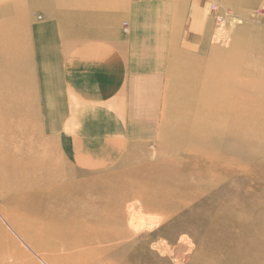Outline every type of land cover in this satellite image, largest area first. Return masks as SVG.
<instances>
[{
	"label": "rangeland",
	"instance_id": "1",
	"mask_svg": "<svg viewBox=\"0 0 264 264\" xmlns=\"http://www.w3.org/2000/svg\"><path fill=\"white\" fill-rule=\"evenodd\" d=\"M64 1L74 9L97 8L115 13L120 11L124 16L123 32L127 35L132 6L148 0ZM162 1L173 5L174 21L180 23L184 21L189 8L206 6L209 28L208 33L202 36L204 42L197 49H184L180 53L183 59L173 65L168 74H162L158 83H153L160 87L159 94L153 98L157 102L155 106L158 105V114L154 116L157 119L155 127L150 128L152 131H147L143 139L129 140L128 132L119 128L75 133L67 136V139L64 135L57 142L53 139L48 141L39 135L32 46L30 34L23 24L24 13L32 2L0 0V85H5L0 87V100L14 107L13 109H18L11 117V120L22 126L21 130L16 131L15 143L24 152H35L39 148L41 157L36 163L45 160L53 166L62 165L63 181H83L90 185L103 183L121 171L141 166L144 161L161 162L164 157H167L169 166L178 165L184 174L186 168H197L198 162L190 158H200V151L211 149L226 161L239 162L244 166L243 171L238 173V178L227 180V186L251 199L255 194L264 207V114L241 117V127L245 129L243 133L251 132L252 128L262 129L252 139L249 138V143L244 146L263 148L256 155L254 152L250 158L253 160L242 158L239 146L236 148L228 137H222L219 130L211 129L219 124L215 125V120L210 115L216 105L230 102L253 103L256 111L258 108L264 113V0ZM219 16L224 17V24L218 23ZM161 18L156 15L147 18L145 14L134 19L137 25L144 27L147 22L155 24ZM148 95L136 107L128 102L131 121L136 115L147 117L145 110L154 106L152 97ZM136 109L140 112L137 113ZM3 115L0 113V125ZM139 124L149 126V123ZM95 126L103 128L106 125L97 122ZM208 126L210 129L207 134ZM67 140L69 141L66 143ZM44 149L48 151L44 153ZM83 156H87L85 159L88 161ZM256 165L259 170L254 176L252 168ZM75 214L74 211L68 212L69 217H75ZM152 218L156 220L160 216L154 215ZM82 222L89 223L85 218H80L79 223L83 224ZM123 226L130 230V227ZM53 235V231L42 235L20 234L7 218L0 201V264H85L84 261L89 256L86 247L78 245L70 249V244L60 245L55 239L52 240ZM36 241L40 246L32 245ZM44 242L46 246L43 245ZM195 243L191 253L185 256L188 260L185 261L186 264L197 253L198 245ZM90 257L93 261L101 259L97 252H93Z\"/></svg>",
	"mask_w": 264,
	"mask_h": 264
},
{
	"label": "bare ground",
	"instance_id": "2",
	"mask_svg": "<svg viewBox=\"0 0 264 264\" xmlns=\"http://www.w3.org/2000/svg\"><path fill=\"white\" fill-rule=\"evenodd\" d=\"M252 104L222 103L210 113L215 125L219 124L211 129L239 146L245 159L263 150L244 148L262 131L252 128L243 133L241 117L264 114ZM13 108L0 100V113L4 114L0 125V201L20 234L53 231L52 240L60 245L86 247L89 256L85 264H186L185 256L195 242L198 250L189 264H264V207L255 194L251 199L227 186V180L238 178L243 171L241 163L226 161L208 149L199 152L200 158H190L198 162L197 168H186L184 174L178 165L169 166L164 157L161 162L144 161L100 184L63 181L62 165L53 166L45 160L36 163L41 157L39 148L24 152L15 143L16 131L22 126L11 120L18 110ZM39 118V135L49 141ZM143 126L138 128L152 131L151 124ZM141 130H133L131 138L143 137ZM252 170L256 176L259 166ZM70 211L75 217L68 216ZM154 215L160 218L154 220ZM80 218L89 223H79ZM32 245L40 246L37 241ZM93 252L99 254V261L90 257Z\"/></svg>",
	"mask_w": 264,
	"mask_h": 264
},
{
	"label": "crops",
	"instance_id": "3",
	"mask_svg": "<svg viewBox=\"0 0 264 264\" xmlns=\"http://www.w3.org/2000/svg\"><path fill=\"white\" fill-rule=\"evenodd\" d=\"M31 2L23 24L32 46L37 111L44 135L57 142L64 135L67 139L75 133L119 128L128 132L129 140L140 139L130 138L133 130H141L139 123L154 128L157 122L153 98L160 87L153 83L183 59L184 49H197L209 28L206 6L189 8L180 23L174 21L169 2H137L125 35L120 11L74 9L64 0ZM145 14L162 18L155 24L137 25L134 18ZM146 95L154 106L145 110L147 117L136 115L131 121L130 103L136 107ZM101 121L106 126L96 127ZM141 132L143 139L147 131Z\"/></svg>",
	"mask_w": 264,
	"mask_h": 264
},
{
	"label": "built area",
	"instance_id": "4",
	"mask_svg": "<svg viewBox=\"0 0 264 264\" xmlns=\"http://www.w3.org/2000/svg\"><path fill=\"white\" fill-rule=\"evenodd\" d=\"M217 21H218V23L220 22V24H224L225 23V19L222 16H219V19Z\"/></svg>",
	"mask_w": 264,
	"mask_h": 264
}]
</instances>
